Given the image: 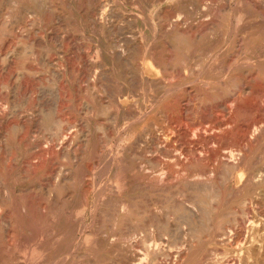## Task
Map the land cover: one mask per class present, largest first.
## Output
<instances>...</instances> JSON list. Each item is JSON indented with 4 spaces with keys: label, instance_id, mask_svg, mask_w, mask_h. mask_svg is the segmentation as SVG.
Here are the masks:
<instances>
[{
    "label": "rangeland",
    "instance_id": "374dc122",
    "mask_svg": "<svg viewBox=\"0 0 264 264\" xmlns=\"http://www.w3.org/2000/svg\"><path fill=\"white\" fill-rule=\"evenodd\" d=\"M104 1V7L102 8L103 10L105 9L104 19L102 23L103 25L101 26V24H98L94 21V15H97L96 17L100 15L99 11L98 13H96L94 0H0V53L1 51L2 53L5 51H10V48L11 50H21L22 53V57L11 54L12 57L10 56L9 60L7 61H3L2 58H0V94L2 95H0V118L2 116H5L7 118L5 120L0 119V205L2 204V206H0V250H2L0 251V264H23V257H21V255L23 256L22 253L25 249V242H27L26 244H29V264H53L54 262V264H170V262L172 264V261L173 264H179L180 262L184 263V261H187L185 259V256H187L186 254H188L189 250L182 244L187 241V238L189 236L188 232L193 225L192 221H196L197 219V216H195V219L194 215L190 216V213H199L202 208L201 204L195 200L194 195L196 193L191 189L195 188L198 190L199 188L210 187L220 189L223 193H225L224 191H226V193L231 192V194H229L230 196L228 195L225 200H220L218 204H215L217 207V214L223 212H239L241 206L238 205V197L244 193L250 195L252 192L249 190L254 191L253 189H255L250 186L251 184H248V188L247 190H245V177H243L244 181L242 180L240 182L236 181V179L234 178L233 180H227L225 178L226 175L224 172V168L219 159L212 158L213 160L211 159L209 161L211 167L209 166V170L205 171L204 162L202 164V161H200L201 156L199 157L198 153H194V156L190 155L189 160L191 158L192 159L190 161H186L183 154H180V152L178 151H171V153L169 154V150H167L165 147H162V144L159 143L163 142V138L169 135L171 129L175 127V124L172 120L177 112H179L182 121H184V123L186 124L188 123V127L191 126L190 130L193 131L192 133L194 135H191L190 137H192V139L195 138L193 140H196L198 138L197 136H195L197 132L198 134L200 132H203L205 136L203 138L206 139L201 140L202 138H198L199 143H197L199 147L206 149L211 147V142L213 141L210 138L211 135L218 133V131L216 130L211 131L208 129L209 123L217 125L215 124V122L217 123L220 120H227V122H231V125L229 122V126H227H231V128L233 129L250 128V132L249 134H247V137L253 135L252 130L256 125L255 123H264V2H262V4L260 2V4L258 5L259 0L258 2L257 0H242L241 2L240 0V5L238 6L237 0H179L166 1L160 3V5H158V0ZM9 2L11 3L9 4ZM229 3L231 5V9L228 10ZM241 5L244 6L245 10H240ZM105 6L108 7L105 8ZM48 7L50 10L48 9ZM7 12H9L10 14ZM89 13L96 14L90 15ZM158 13L160 14V16ZM178 13L180 14L178 15ZM19 15L20 20H18ZM217 15L219 16V18ZM254 16L255 18H253ZM227 20H229L228 22L232 24L226 22ZM243 20L245 21L243 22ZM115 25H118L117 27L120 28L118 29ZM153 25L156 29L154 27L152 28ZM261 27L262 29L260 30ZM211 28L214 29L211 30ZM255 28L258 30H256ZM200 30L202 31V34ZM249 30L251 32L247 34ZM191 31L192 33H195L192 34ZM228 31H230V33ZM57 32H59V34ZM225 32H227L228 34ZM243 33H245L246 35ZM253 34L254 36L256 34V38L251 37L253 36ZM258 34L260 36H258ZM127 35L129 36V38ZM123 40H125V42ZM36 41L38 44L36 43ZM179 41L181 43L184 42V45L188 47L189 57L184 58L182 56L181 43ZM140 44H142V46ZM146 46L148 47L146 48ZM23 47L25 49H23ZM22 50L24 51L22 52ZM96 50L102 51V55L99 57L98 61H94L96 59ZM211 51H216V54L209 57L204 55ZM138 52H140V54ZM82 53H84L85 56ZM115 53L118 54L116 55ZM143 53L145 54V56ZM33 54H35L36 56L33 57ZM44 58L49 59L55 64L57 63L56 66L63 68L64 76L62 75L58 80H56L51 73L52 70L43 65ZM246 58L249 60V62L248 60H246ZM86 60H88L89 63ZM244 60H246L247 65H245L246 63L244 62ZM18 61L20 64L18 63ZM235 64H238V66L240 67H235ZM68 67L70 69H68ZM18 71H21V73L23 74L21 75V78L23 76L24 79L20 78L19 80L15 78L16 74L14 73ZM80 71H82V73ZM141 72L143 73V75H140L142 74ZM84 74H86L87 76H84ZM37 77L39 79H37ZM221 79L222 81H220ZM95 80H98V82H96ZM195 80L198 81L191 83V81L193 82ZM11 85L13 86V88H10L12 87ZM53 85H55L58 89V101L59 99L60 102L64 100V103H58L61 104V107H67L68 109L67 112L61 111L60 113L56 114L58 116L60 115V117H65L64 119H70V122L74 123L75 126L77 125L76 127L78 128L83 127V125H87L90 130L89 146L87 149H84V151L79 149V144L74 136V130L68 132L66 134L67 139L65 138L63 140L64 143H70L71 148L74 149L79 157L76 165L71 166L77 178L73 183V195L69 203H67L66 205V209L69 211V215L67 213H63V215H61L60 218L57 219L51 212V203L46 200V194H44L43 191L40 192L38 190L39 188H44L43 190H45L46 188H51V179L52 184L54 182L53 167H55L54 163L56 158H60L61 163L64 164L68 163L71 160L70 158L63 157V153H60L62 152V149L55 145V142L52 138L53 130L51 129L52 127H50L52 125L46 121V118H48L47 114H49V99L51 98L49 97L50 95L47 94L49 93ZM178 86H180L181 88ZM40 87L43 88V90H39ZM36 90H39L40 92H37ZM66 90L69 91V93ZM3 92L5 93V95H3ZM189 92L192 93V95H190ZM164 93H166V95ZM67 94L68 99L66 96ZM11 95L12 97H10ZM41 95L42 97L40 98ZM61 95H64V98ZM161 95L163 96V98ZM119 96H121V99ZM35 98L37 101H39L40 105L38 104V102H36ZM157 99L158 101L156 102ZM15 100L17 103L14 102ZM24 100L29 101V106L27 105L28 102H25ZM65 102L69 103H66L65 105ZM228 103L230 104L228 105ZM32 104L35 107L32 106ZM84 104L88 106V111H86V106ZM5 106L7 110H12H8V112H5ZM39 106H41L40 108H42L41 112L39 111V108L37 109V107ZM214 106L215 108H213ZM218 106L220 108H218ZM120 107L124 109V112L121 110L120 112L117 111V109H119ZM25 109H29L30 111ZM45 109H47L48 112H46L47 110ZM233 109L236 111L234 112ZM66 114H68V116ZM39 115L40 118L38 117ZM139 116L141 118L143 116L144 117L141 119L139 118ZM25 117H28L29 119L27 118L26 121ZM252 117L254 120H252ZM79 120L80 122L78 123ZM22 121H24L25 123H22ZM34 121L37 122L35 123ZM81 122H83L82 126L80 125ZM189 122H191L190 126ZM204 122L206 124H203ZM99 125L102 126V129L99 128ZM115 125L117 126L113 129V126ZM239 125H241L242 127ZM43 128L46 132L43 130ZM199 128H201L202 130H199ZM34 129H36V132L34 131ZM49 129L52 131H49ZM116 131H119V133H116ZM30 133L33 135H31ZM159 133H161V135ZM226 137L227 135H224L223 138L225 139H223L220 144L223 143L225 144V146L226 144H228L230 138L229 136L227 138ZM121 140L122 142H120ZM225 140H227L226 143ZM109 141L112 142L113 148H115L113 150L118 152V157L115 164H113L111 167H105V165L103 166L102 164L98 163V156H100V151L104 150L103 148L108 145L107 143ZM54 145L57 148H55ZM175 145H178V143L176 142ZM43 148L44 150H42ZM58 148L61 149V151ZM122 148H125L124 154L122 152ZM132 152L133 154H131ZM93 153H95L94 156ZM173 154H177L178 157L176 155L174 156ZM167 156L169 159L167 158ZM2 157L4 158L2 159ZM39 157H41L43 160H41V158ZM182 158H184L185 161ZM51 159H53V161ZM169 160L172 162H170ZM50 161L54 163L52 164V162ZM167 161L170 163H168L169 165L167 164ZM196 161L199 162L197 163ZM190 163H192V165ZM97 164L98 168L100 167L98 171L96 170ZM139 164L143 166H140ZM68 165H70V163ZM168 166H170L171 168L172 166L174 168H177H175L174 170V168L171 169ZM196 167H198V169H195ZM47 168L49 169L47 170ZM134 168H136V170H134ZM243 170L244 167L241 169V171L239 170L240 172L238 173H242ZM50 171L53 172L51 173L52 175L50 174ZM81 171L83 172V174L85 172L86 178L83 177L85 180H83L82 178L80 180V177H82ZM90 171L94 172L95 179L98 180L99 177V180L102 179L101 183L106 184L107 189L104 188L105 191L102 189L103 192L102 190H100L97 194H93L91 185L90 183H88L89 178L91 180V176H93ZM220 171L222 174L220 173ZM118 172L121 175H119ZM246 173L247 172L243 171V176L246 175ZM115 178H119V180L117 179L119 183ZM43 179H48V182L43 181ZM120 180L124 182V184ZM45 182L49 185V187ZM114 183L116 184L114 185ZM198 183L199 185H197ZM221 184H223L222 187ZM110 185L113 187H111ZM204 185L208 186L204 187ZM114 186L117 190H114ZM121 186L122 190L120 189ZM190 186L195 187L189 188ZM242 186L243 188L240 189ZM167 187L169 189L163 191V188ZM210 188H208V190ZM256 189L258 190V192L260 191V203L253 205L254 200H251L252 203H250V201L248 200L249 203L247 202L245 206L246 212H251L250 214H248L252 217H250V219L256 221L255 225L257 227L255 226L253 231L252 229H249V231H247L245 227L247 228L246 225L248 224V222L245 223L242 219V221H239L241 216H238L239 220H237L239 224H237L235 228L232 222L223 223L224 229L228 227L226 228V230L227 235H229L230 237L235 231H239L241 229L243 230L242 234L240 235V241L237 244H234L232 241H230V245L223 244L222 246L220 243L213 244L211 238L214 234V231H216V229L214 228V230H210L208 234L205 231L203 234V240L200 243L195 242L192 249H197L196 251L201 253L208 249H212V247H215L217 250L216 252L219 253L217 257H219L218 261L220 262L218 264H230L232 262V264H264V254L261 253L264 247V226L262 225V221L264 222V183L256 187ZM256 189L255 191H257ZM238 190L239 192L237 193ZM5 192H7V195H4L6 194ZM190 194L192 195L190 196ZM167 196L170 198V200H168ZM2 197H5V200L8 201V204L4 205L2 203ZM85 197L86 203L84 202ZM97 199L99 200L97 201ZM163 200H167L170 204L172 202L178 204L183 203L186 210L188 211L184 215L174 214L170 210H167L168 208L166 209V203H164ZM186 205H188V207ZM189 206L193 208H190ZM254 206L257 207L254 208ZM251 208L252 211H250ZM254 209L257 212H255ZM77 212L78 214L75 216ZM128 214H132L131 221H126V224L125 222L123 224V219ZM137 216L141 217V219L143 220L142 223L146 222L147 220L153 222L152 224H147L145 227L141 228L140 225L137 224ZM33 218H36V220H34ZM99 221L101 223H99ZM44 223H46V225ZM127 224H130V226L132 227H128ZM161 225H163L165 228L162 233L159 231V226ZM43 226H45L46 228H43ZM186 227H188L189 229ZM82 228L86 229L85 237L87 236V240L90 239V241L88 240V243H86L89 248L84 250L77 247L82 239H85L83 238L84 234L80 232ZM40 229H43V233ZM128 230L131 233L128 232ZM259 230L262 231L259 232ZM36 231L37 234L41 232L42 234L39 233L41 234V236L39 234L36 235ZM44 232L46 235H44ZM252 233L255 237L254 240L252 238ZM257 233H260V235ZM246 234L251 235V237ZM157 235L160 237H158ZM78 236L80 237L79 239ZM246 236L248 237V240L246 239ZM56 237L57 239H55ZM122 238L125 239L122 240ZM181 238L185 240L183 241ZM31 239H33V241ZM40 239L44 240L42 241ZM9 240L12 242H10ZM14 240L15 242L17 241V243H15ZM138 240H140V242ZM92 241L94 244L92 243ZM29 242L32 244H30ZM37 242L39 243L35 244ZM162 242L165 244V246L163 244V247H166L164 248V250L168 253V256L160 255L164 261L160 256L151 261L150 257L147 256L146 252L144 251L147 250L148 245H153L154 243L162 244ZM143 243H145L146 245ZM39 244L42 247L44 246L43 250H41L42 248L35 247L39 246ZM66 245H68L69 247ZM227 245L230 247H228ZM5 246H7V249H9V251L3 250ZM178 246H181L183 251L181 248H179L180 252L177 251L176 249H178ZM253 246L255 248H253ZM32 247L35 248V254L38 255L37 257L40 261L36 258V255L32 253ZM168 247L170 249L169 251L167 250ZM20 248L23 249V251H21L22 253L18 252L21 250ZM72 248L75 252L72 250ZM40 250L43 254H41ZM185 250L186 252H188L186 253ZM174 251H177V253H175ZM225 251H228L225 255V258L224 256L223 258H220V256H222ZM255 251L259 252L255 253ZM184 252L185 254H183ZM252 252L257 255H254ZM177 254L179 256H177ZM252 254L254 255V257ZM42 255L43 258L40 259ZM181 255L183 256L181 257ZM32 256H34V258L36 259H34V262L36 263H34L31 259ZM58 258L61 259L57 260ZM241 260L243 262H241ZM253 261L255 262L253 263ZM212 264H214V262Z\"/></svg>",
    "mask_w": 264,
    "mask_h": 264
},
{
    "label": "bare ground",
    "instance_id": "6f19581e",
    "mask_svg": "<svg viewBox=\"0 0 264 264\" xmlns=\"http://www.w3.org/2000/svg\"><path fill=\"white\" fill-rule=\"evenodd\" d=\"M35 1V0H34ZM86 1V0H85ZM88 1V0H87ZM166 1H179V0H158V5H160V3H163V2H166ZM182 1V0H181ZM220 1V0H219ZM25 2V1H24ZM49 2V1H48ZM94 2H95V10H96V13H98V11H99V13H100V15L98 16V17H96L95 15H94V21L96 22V23H98V24H101V26L103 25L102 23H103V19H104V10L102 9L103 7H104V3H105V1L104 0H94ZM93 2V3H94ZM115 2V1H114ZM217 2V1H216ZM241 2H242V0H241ZM253 2V1H252ZM257 2H258V0H257ZM260 2H261V4H262V2H264V0H259V2H258V5L260 4ZM5 3V2H4ZM11 2H9V4H10ZM50 3V2H49ZM88 3V2H87ZM194 3V2H193ZM218 3V2H217ZM235 3V2H234ZM14 4H15V2H14ZM13 4V5H14ZM38 4V3H37ZM62 4V3H61ZM89 4V3H88ZM109 4H110V2H109ZM112 4V3H111ZM157 4V3H156ZM5 5H7V4H5ZM4 5V6H5ZM51 5V4H50ZM52 5H54V4H52ZM237 5L239 6L240 5V0H237ZM264 5V4H263ZM15 6H16V4H15ZM38 6V5H37ZM47 6V5H46ZM205 6H206V4H205ZM53 7V6H52ZM106 7H108V6H105V8ZM10 8H12V7H10ZM110 8H112V7H110ZM48 9H49V7H48ZM71 9V8H70ZM83 9V8H82ZM87 9V8H86ZM102 9V10H101ZM220 9H221V7H220ZM229 9H231V5H230V3H229V8H228V10ZM245 10V8H244V6H240V10ZM259 9V8H258ZM5 10V9H4ZM50 10V9H49ZM59 10V9H58ZM195 10V9H194ZM12 11H14V10H12ZM9 12H10V10H9ZM9 12H7V13H9ZM241 12V11H240ZM6 13V14H7ZM61 13V12H60ZM96 13H92V14H96ZM244 13V12H243ZM10 14V13H9ZM12 14V13H11ZM50 14V13H49ZM90 15H92L91 13H89ZM154 14V13H153ZM159 14V13H158ZM180 13H178V15H179ZM248 14V13H247ZM8 15V14H7ZM18 15V14H17ZM111 15H112V13H111ZM115 15H116V13H115ZM133 15V14H132ZM149 15H150V13H149ZM162 15V14H161ZM172 15V14H171ZM176 15V14H175ZM195 15V14H194ZM238 15V14H237ZM256 15V14H255ZM264 15V14H263ZM9 16V15H8ZM49 16V15H48ZM51 16V15H50ZM54 16V15H53ZM119 16V15H118ZM159 16H160V14H159ZM184 16V15H183ZM218 16V15H217ZM248 16V15H247ZM27 17V16H26ZM59 17V16H58ZM63 17V16H62ZM136 17H137V14H136ZM139 17V16H138ZM194 17V16H193ZM239 17V16H238ZM116 18H118V17H116ZM141 18V17H140ZM218 18H219V16H218ZM253 18H255V16L253 17ZM9 19V18H8ZM112 19V18H111ZM152 19V18H151ZM231 19V18H230ZM17 20V19H16ZM18 20H20V15H19V19ZM143 20V19H142ZM150 20V19H149ZM223 20V19H222ZM249 20V19H248ZM254 20V19H253ZM264 20V19H263ZM2 21V20H1ZM108 21V20H107ZM144 21V20H143ZM229 20H227L226 22H228ZM245 20H243V22H244ZM247 21V20H246ZM24 22V21H23ZM61 22V21H60ZM116 22H117V19H116ZM122 22V21H121ZM152 22V21H151ZM217 22V21H216ZM233 22V21H232ZM243 22H242V24H243ZM1 23V22H0ZM3 23V22H2ZM4 23H5V21H4ZM183 23V22H182ZM181 23V24H182ZM224 23V22H223ZM229 23V22H228ZM7 24V23H6ZM34 24V23H33ZM153 24V23H152ZM219 24H220V22H219ZM229 24H232V23H229ZM228 24V25H229ZM113 25V24H112ZM119 25V24H118ZM117 25V26H118ZM121 25V24H120ZM250 25V24H249ZM1 26V25H0ZM3 26V25H2ZM19 26V25H18ZM33 26V25H32ZM116 26V25H115ZM116 26V27H117ZM208 26H210V25H208ZM238 26H239V24H238ZM240 26H241V24H240ZM146 27V26H145ZM154 27V25L152 26V28ZM90 28V27H89ZM118 29L120 28V27H117ZM123 28V27H122ZM155 28V27H154ZM222 28V27H221ZM220 28V29H221ZM254 28V27H253ZM252 28V29H253ZM14 29H16V28H14ZM112 29V28H111ZM156 29V28H155ZM173 29V28H172ZM191 29V28H190ZM193 29V28H192ZM196 29H197V27H196ZM206 29V28H205ZM214 28H211V30H213ZM234 29V28H233ZM245 29V28H244ZM251 29V28H250ZM256 29V28H255ZM262 29V27L260 28V30ZM116 30V29H115ZM114 30V31H115ZM121 30V29H120ZM199 30V29H198ZM202 30V29H201ZM200 30V31H201ZM256 30H258V29H256ZM260 30H259V33H260ZM1 31V30H0ZM5 31V30H4ZM13 31V30H12ZM118 31V30H117ZM130 31V30H129ZM193 31V30H192ZM192 31H191V33H192ZM204 31V30H203ZM231 31V30H230ZM230 31H228L229 33H230ZM235 31V30H234ZM245 31H247V30H245ZM264 31V30H263ZM14 32V31H13ZM94 32V31H93ZM96 32V31H95ZM184 32V31H183ZM199 32V31H198ZM249 32H251L250 30L247 32V34L249 33ZM7 33V32H6ZM53 33V32H52ZM58 34H59V32H57ZM56 33V34H57ZM101 33V32H100ZM153 33H154V31H153ZM182 33V32H181ZM195 33V32H194ZM194 33H192V34H194ZM225 33H227V32H225ZM258 33V32H257ZM118 34V33H117ZM191 34V35H192ZM200 34V33H199ZM201 34H202V31H201ZM221 34V33H220ZM228 34V33H227ZM243 34H245V33H243ZM132 35V34H131ZM134 35V34H133ZM154 35H155V33H154ZM187 35V34H186ZM230 35V34H229ZM246 35V34H245ZM244 35V36H245ZM27 36V35H26ZM54 36V35H53ZM52 36V37H53ZM128 36V35H127ZM141 36V35H140ZM152 36H153V34H152ZM213 36V35H212ZM258 36H260L259 34H258ZM118 37V36H117ZM193 37H194V35H193ZM240 37V36H239ZM251 37H255L256 38V34H255V36H254V34H253V36H251ZM57 38V37H56ZM128 38H129V36H128ZM145 38V37H144ZM246 38V37H245ZM255 38H253V39H255ZM10 39V38H9ZM58 39V38H57ZM249 39V38H248ZM252 39V40H253ZM36 40V39H35ZM39 40V39H38ZM122 40V39H121ZM127 40V39H126ZM29 41V40H28ZM53 41V40H52ZM56 41H59V40H56ZM124 42H125V40H123ZM229 41V40H228ZM54 42H55V40H54ZM130 42V41H129ZM180 42V41H179ZM240 42V41H239ZM25 43V42H24ZM36 43H37V41H36ZM118 43V42H117ZM181 43V42H180ZM222 43V42H221ZM225 43V42H224ZM251 43V42H250ZM17 44V43H16ZM16 44H15V46H16ZM38 44V43H37ZM36 44V45H37ZM60 44V43H59ZM58 44V45H59ZM122 44V43H121ZM131 44V43H130ZM138 44V43H137ZM168 44V43H167ZM216 44V43H215ZM242 44V43H241ZM21 45V44H20ZM43 45V44H42ZM141 46H142V44H140ZM150 45V44H149ZM251 45V44H250ZM82 46V45H81ZM124 46V45H123ZM227 46V45H226ZM242 46V45H241ZM261 46V45H260ZM7 47V46H6ZM12 47V46H11ZM85 47V46H84ZM93 47V46H92ZM132 47V46H131ZM148 46H146V48H147ZM219 47V46H218ZM224 47V46H223ZM222 47V48H223ZM13 48V47H12ZM121 48V47H120ZM253 48V47H252ZM23 49H25L24 47H23ZM82 49V48H81ZM84 49V48H83ZM136 49V48H135ZM168 49H170V48H168ZM219 49V48H218ZM89 50V49H88ZM92 50V49H91ZM95 50V49H94ZM132 50H133V48H132ZM222 50H224V49H222ZM247 50V49H246ZM24 50H22V52H23ZM82 51V50H81ZM125 51V50H124ZM137 51V50H136ZM170 51H172V50H170ZM240 51V50H239ZM95 52V51H94ZM94 52H93V54H94ZM118 52H119V50H118ZM28 53V52H27ZM123 53H126V52H123ZM139 54H140V52H138ZM181 53H182V56L185 58H187V57H189V55H188V47L187 46H185L184 45V42H182L181 43ZM206 53V52H205ZM11 54H15V55H17V56H21V50H11V48H10V51H5V52H3L2 53V51H1V53H0V58H2V60L3 61H7V60H9V58H10V56H11ZM25 54V53H24ZM70 54V53H69ZM78 54V53H77ZM82 54H84V53H82ZM95 54H96V59L94 60V61H98V59H99V57L102 55V51L101 50H96V52H95ZM116 55L118 54V53H115ZM144 54V53H143ZM151 54V53H150ZM216 54V51L215 52H208V53H206V54H204L205 56H214ZM242 55V54H241ZM253 55V54H252ZM34 56H36L35 54H33V57ZM84 56H85V54H84ZM144 56H145V54H144ZM171 56H172V54H171ZM12 57V56H11ZM22 57V56H21ZM32 57V56H31ZM39 57V56H38ZM233 57V56H232ZM40 58V57H39ZM47 58V57H46ZM46 58H44L43 59V65H45L46 67H48V68H50L52 71H51V73L53 74V76H54V78L56 79V80H58L63 74H64V69L63 68H61V67H58V66H56V64L55 63H53L52 61H50L49 59H46ZM86 58V57H85ZM263 58V57H262ZM13 59V58H12ZM15 59V58H14ZM31 59V58H30ZM207 59V58H206ZM19 60V59H18ZM32 60V59H31ZM39 60V59H38ZM37 60V61H38ZM208 60V59H207ZM246 60H248L247 58H246ZM246 60H244V62L246 63L245 65H247V62H246ZM263 60V59H262ZM57 61V60H56ZM87 62H88V60H86ZM92 61V60H91ZM144 61V60H143ZM148 61V60H147ZM169 61V60H168ZM229 61V60H228ZM234 61V60H233ZM251 61V60H250ZM55 62V61H54ZM132 62V61H131ZM208 62V61H207ZM248 62H249V60H248ZM18 63H19V61H18ZM41 63V62H40ZM89 63V62H88ZM88 63H87V65H88ZM4 64V63H3ZM20 64V63H19ZM59 64V63H58ZM68 64V63H67ZM70 64V63H69ZM140 64V63H139ZM239 64V63H238ZM238 64L236 65L235 64V67H240V66H238ZM249 64V63H248ZM254 64V63H253ZM24 65V64H23ZM35 65V64H34ZM42 65V66H43ZM98 65V64H97ZM59 66H61V65H59ZM71 66V65H70ZM234 66V65H233ZM244 66V65H243ZM85 67H87V66H85ZM154 67V66H153ZM242 67V66H241ZM23 68V67H22ZM98 68V67H97ZM205 68H207V67H205ZM232 68H234V67H232ZM18 69V68H17ZM20 69V68H19ZM26 69V68H25ZM68 69H70L69 67H68ZM95 69V68H94ZM16 70V69H15ZM33 70V69H32ZM79 70V69H78ZM87 70V69H86ZM96 70V69H95ZM145 70V69H144ZM143 70V71H144ZM151 70V69H150ZM189 70V69H188ZM218 70V69H217ZM77 71V70H76ZM99 71V70H98ZM179 71V70H178ZM229 71V70H228ZM25 72V71H24ZM81 73H82V71H80ZM103 72V71H102ZM105 72V71H104ZM181 72V71H180ZM179 72V73H180ZM85 73V72H84ZM98 73V72H97ZM140 73V72H139ZM142 73V72H141ZM178 73V74H179ZM14 74H16V76H15V78H17V79H19L20 80V78H21V75H23L22 73H21V71H18V72H16V73H14ZM24 74H26V73H24ZM68 74V73H67ZM79 74V73H78ZM189 74V73H188ZM227 74V73H226ZM42 75V74H41ZM86 74H84V76H85ZM140 75H143V73L142 74H140ZM176 75V74H175ZM218 75V74H217ZM26 76V75H25ZM36 76V75H35ZM39 76V75H38ZM64 76V75H63ZM87 76V75H86ZM89 76V75H88ZM92 76V75H91ZM96 76V75H95ZM99 76V75H98ZM103 76V75H102ZM108 76V75H107ZM156 76V75H155ZM174 76V75H173ZM172 76V77H173ZM200 76V75H199ZM198 76V77H199ZM77 77V76H76ZM197 77V78H198ZM22 78H23V76H22ZM21 78V79H22ZM33 78V77H32ZM64 78V77H63ZM80 78V77H79ZM103 78V77H102ZM135 78V77H134ZM152 78V77H151ZM196 78V79H197ZM13 79V78H12ZM24 79V78H23ZM31 79V78H30ZM37 79H39L38 77H37ZM50 79V78H49ZM86 79V78H85ZM85 79H84V82H85ZM91 79H93V78H91ZM97 79V78H96ZM163 79V78H162ZM223 79V78H222ZM222 79L220 80V81H222ZM33 80H35V79H33ZM41 80V79H40ZM53 80V79H52ZM87 80V79H86ZM164 80V79H163ZM16 81V80H15ZM62 81V80H61ZM64 81V80H63ZM96 81V80H95ZM130 81V80H129ZM149 81H150V79H149ZM198 81V80H197ZM196 80L195 81H191V83H194V82H197ZM219 81V80H218ZM39 82V81H38ZM57 82V81H56ZM81 82V81H80ZM91 82V81H90ZM96 82H98V80L96 81ZM204 82V81H203ZM205 82H207V81H205ZM15 83V82H14ZM19 83V82H18ZM11 84V83H10ZM17 84V83H16ZM84 84V83H83ZM85 84H87V83H85ZM138 84H140V83H138ZM217 84V83H216ZM76 85V84H75ZM137 85V84H136ZM245 85V84H244ZM5 86V85H4ZM12 86V85H11ZM15 86V85H14ZM38 86H39V84H38ZM66 86H67V84H66ZM86 86V85H85ZM99 86V85H98ZM159 86V85H158ZM164 86V85H163ZM184 86V85H183ZM222 86V85H221ZM224 86V85H223ZM178 87H180V86H178ZM236 87V86H235ZM10 88H13V86L12 87H10ZM38 88V87H37ZM36 88V89H37ZM181 88V87H180ZM190 88V87H189ZM243 88V87H242ZM241 88V89H242ZM1 89V88H0ZM66 89V88H65ZM77 89V88H76ZM75 89V90H76ZM166 89V88H165ZM188 89V88H187ZM246 89V88H245ZM16 90V89H15ZM39 90H43V88H41L40 87V89ZM39 90H36L37 92L39 91ZM190 90V89H189ZM67 91V90H66ZM173 91V90H172ZM12 92V91H11ZM40 92V91H39ZM68 93H69V91H67ZM86 92V91H85ZM165 92V91H164ZM232 92V91H231ZM261 92V91H260ZM4 93V92H3ZM16 93V92H15ZM44 93V92H43ZM166 93H169V92H166ZM166 93H164L165 95H166ZM190 93V92H189ZM257 93V92H256ZM42 94V93H41ZM45 94V93H44ZM43 94V95H44ZM63 94V93H62ZM86 94V93H85ZM142 94V93H141ZM161 94V93H160ZM260 94V93H259ZM258 94V95H259ZM1 95V94H0ZM3 95H5V93L3 94ZM27 95V94H26ZM47 95H50L49 97H51L49 100H50V102H49V106H48V110H49V114H47L48 115V118H46V121L48 122V123H50L52 126H50V127H52L51 129L53 130H50L49 129V131H52V138H53V140H54V142H55V145L57 146V147H59V148H61L62 149V152H60V153H63V157H67V158H70L71 160L68 162V163H66V164H64V163H61V161H60V158H56V160H55V163L54 162H52L53 161V159H51L52 161H50V162H52V164L54 163L55 164V167H53L54 168V174H53V179H54V182H53V184H52V179H51V188L49 189V188H46L45 190H43V189H41V188H39L38 190L41 192V191H43V193L44 194H46L45 196H47L46 197V200L47 201H49L50 203H51V212L54 214V216H55V218L57 219V218H60V216L61 215H63V213H69V211L66 209V205H67V203H69V201H70V199H71V197H72V195H73V183L76 181V175L74 174V172H73V170H72V167L71 166H75L76 165V163L78 162V154L74 151V149H72L71 148V145H70V143H64V139L66 138V134L68 133V132H70V131H73L74 132V136H75V138H76V140H77V142H78V144H79V149H81V150H83L84 151V149H87L88 148V146H89V134H90V130H89V127L87 126V125H83V127H80V128H78V127H76L75 126V124L74 123H72V122H70V119H68L67 120V118L66 119H64L65 117H60V115L58 116L56 113H60L61 111H63V112H67L68 111V109H67V107H61L60 105L62 104V103H64L63 101H61L60 102V99H59V101H58V89L56 88V86L55 85H53L52 87H51V89H50V91H49V93L47 94ZM60 95V94H59ZM190 95H192V93H190ZM195 95V94H194ZM233 95V94H232ZM261 95V94H260ZM2 96V95H1ZM7 96H8V94H7ZM38 96V95H37ZM62 97L64 96V95H61ZM67 96V99H68V94L66 95ZM80 96V95H79ZM102 96V95H101ZM162 96V95H161ZM196 96V95H195ZM10 97H12V95L10 96ZM10 97H9V99H10ZM20 97V96H19ZM27 97V96H26ZM30 97H32V96H30ZM39 97V96H38ZM37 97V98H38ZM42 97V95L40 96V98ZM45 97V96H44ZM48 97V98H49ZM120 97V99H121V96H119ZM144 97V96H143ZM64 98V97H63ZM62 98V99H63ZM69 98H70V96H69ZM126 98H127V96H126ZM162 98H163V96H162ZM162 98H159V99H162ZM211 98V97H210ZM254 98V97H253ZM80 99V98H79ZM263 99V98H262ZM35 100H36V98H35ZM47 100V99H46ZM180 100V99H179ZM255 100V99H254ZM258 100H260V99H258ZM9 101V100H8ZM20 101V100H19ZM25 102L27 101V100H24ZM44 101V100H43ZM83 101V100H82ZM158 101V99L156 100V102ZM14 102H16V100L14 101ZM28 102V106H29V101H27ZM30 102H31V100H30ZM36 102H38V104H39V101H37L36 100ZM61 103V104H59V103ZM10 103V102H9ZM17 103V102H16ZM47 103V102H46ZM66 103H69V102H65V105H66ZM135 103V102H134ZM186 103V102H185ZM188 103V102H187ZM199 103V102H198ZM246 103V102H245ZM252 103V102H251ZM259 103H261V102H259ZM21 104V103H20ZM19 104V105H20ZM25 104V103H24ZM34 104H36V103H34ZM80 104H82V103H80ZM137 104V103H136ZM230 103H228V105H229ZM264 104V103H263ZM10 105H12V104H10ZM9 105V106H10ZM18 105V106H19ZM40 105V104H39ZM42 105V104H41ZM85 105V104H84ZM135 105V104H134ZM149 105V104H148ZM17 106V107H18ZM27 106V107H28ZM32 106H34L33 104H32ZM63 106V105H62ZM67 106H68V104H67ZM81 106V105H80ZM86 106V111H88L89 110V108H88V106L87 105H85ZM187 106V105H186ZM251 106V105H250ZM16 107V108H17ZM35 107V106H34ZM41 106H39V107H37V109L39 108V111L41 112V110H42V108H40ZM70 107V106H69ZM84 107V106H83ZM135 107V106H134ZM152 107V106H151ZM182 107V106H181ZM241 107V106H240ZM260 107V106H259ZM262 107V106H261ZM8 108V107H7ZM71 108V107H70ZM81 108V107H80ZM209 108H210V106H209ZM213 108H215V106L213 107ZM212 108V109H213ZM218 108H220L219 106H218ZM238 108H239V106H238ZM1 109V108H0ZM4 109H6V106H5V108ZM84 109V108H83ZM113 109V108H112ZM186 109V108H185ZM241 109V108H240ZM7 110V109H6ZM5 110V112H8V110H12V109H8L7 111ZM17 110V109H16ZM25 110H29V109H25ZM45 110H47V109H45ZM44 110V111H45ZM48 110L46 111V112H48ZM120 110L121 111H123L124 112V109L122 108V107H120L119 109H117V111L118 112H120ZM144 110H145V108H144ZM184 110V109H183ZM189 110V109H188ZM216 110V109H215ZM217 110H219V109H217ZM234 110V109H233ZM233 110H232V112H233ZM3 111V110H2ZM30 111V110H29ZM93 111V110H92ZM110 111V110H109ZM221 111V110H220ZM236 110H234V112H235ZM242 111V110H241ZM247 111V110H246ZM40 112H38V113H40ZM70 112V111H69ZM68 112V113H69ZM126 112H128V111H126ZM190 112V111H189ZM191 112H192V110H191ZM200 112V111H199ZM226 112V111H225ZM224 112V113H225ZM231 112V111H230ZM231 112V113H232ZM245 112V111H244ZM248 112V111H247ZM261 112H263V111H261ZM22 113V112H21ZM34 113V112H33ZM32 113V114H33ZM147 113H148V111H147ZM167 113V112H166ZM184 113V112H183ZM249 113V112H248ZM3 114V113H2ZM9 114V113H8ZM23 114V113H22ZM81 114H83V113H81ZM85 114V113H84ZM146 114V113H145ZM170 114V113H169ZM186 114V113H185ZM209 114V113H208ZM219 114V113H218ZM230 114V113H229ZM4 115V114H3ZM34 115V114H33ZM33 115H32V117H33ZM38 115V114H37ZM46 115V114H45ZM64 115V114H63ZM67 116H68V114H66ZM65 115V116H66ZM70 115V114H69ZM90 115V114H89ZM102 115V114H101ZM124 115V114H123ZM131 115V114H130ZM134 115V114H133ZM187 115V114H186ZM192 115V114H191ZM224 115H226V114H224ZM247 115V114H246ZM1 116V115H0ZM19 116H22V115H19ZM18 116V117H19ZM66 116V117H67ZM111 116V115H110ZM113 116V115H112ZM126 116H128V115H126ZM37 117V116H36ZM39 118H40V115L38 116ZM91 117V116H90ZM124 117V116H123ZM131 117V116H130ZM137 117V116H136ZM135 117V118H136ZM144 117V116H143ZM142 117V118H143ZM183 117V116H182ZM184 117H186V116H184ZM219 117H221V116H219ZM11 118V117H10ZM26 118V117H25ZM28 118V117H27ZM27 118L25 119L26 121H27ZM38 118V119H39ZM43 118V117H42ZM128 118V117H127ZM139 118H141L140 116H139ZM141 118V119H142ZM205 118V117H204ZM238 118V117H237ZM257 118V117H256ZM1 120H5V119H7L5 116H2L1 118H0ZM12 119V118H11ZM29 119V118H28ZM33 119V118H32ZM186 119V118H185ZM184 119V120H185ZM196 119V118H195ZM202 119V118H201ZM206 119V118H205ZM214 119V118H213ZM34 120H35V118H34ZM73 120V119H72ZM108 120V119H107ZM252 120H254L253 119V117H252ZM261 120V119H260ZM263 120V119H262ZM13 121V120H12ZM14 121H15V119H14ZM39 121V120H38ZM126 121V120H125ZM135 121H139V120H135ZM173 123L175 124V127H173L172 129H171V131H170V133H169V135H167V136H165L164 138H163V142H161V143H159V144H162V147H165L167 150H169V154L171 153V151H178V152H180V154H183V156L185 157V159H186V161L187 160H189V158H190V155H193L194 153H198L199 154V157L201 156V158H200V161H202V164H203V162H204V170L205 171H208L209 170V166H210V160L213 158V159H219L220 160V162L222 163V166H223V168H224V172H225V178L227 179V180H233V178L234 179H236V181H244V179H243V177H245V190H247V188H248V184H251L250 186L252 187V188H255L256 189V187H258L259 185H261L262 183H264V123L262 124V123H255L256 125L254 126V128H253V130H252V136H250V137H247V134H249V129L250 128H246V129H243V128H240V129H233V128H231V126L230 127H228L229 125H228V123L230 122V121H228L227 122V120L225 121V120H220V121H218L217 123L215 122V124H217V125H213V124H211V123H209V125H208V129L209 130H211V131H213V130H216V131H218V133H215V134H213V135H211V139L213 140L212 142H211V147L210 148H201V147H199L198 146V138H202L201 140H205L206 138H203V137H205L204 136V134H203V132H200L199 134H198V132H197V134L195 135V136H197L198 138L196 139V140H193V139H195V138H193L192 139V137H190L191 135L193 136L194 134L192 133L193 131H191L190 129V123L191 122H189V126L190 127H188L187 126V124L186 123H184V121H182V118L180 117V114H179V112H177L176 113V115L173 117ZM188 121V120H187ZM186 121V122H187ZM194 121V120H193ZM196 121H198V120H196ZM203 121V120H202ZM201 121V122H202ZM235 121V120H234ZM233 121V122H234ZM24 121H22V123H23ZM33 122V121H32ZM35 123L37 122V121H34ZM43 122V121H42ZM42 122H40V123H42ZM80 122V120L78 121V123ZM104 122V121H103ZM206 122V121H205ZM203 123V124H206V123ZM245 122V121H244ZM2 123V122H1ZM10 123V122H9ZM14 123V122H13ZM17 123V122H16ZM15 123V124H16ZM25 123V122H24ZM27 123V122H26ZM44 123V122H43ZM82 123L83 122H81L80 123V125L82 126ZM252 123V122H251ZM250 123V124H251ZM12 124V123H11ZM38 124V123H37ZM105 124V123H104ZM116 124H117V122H116ZM128 124V123H127ZM126 124V125H127ZM171 124V123H170ZM7 125V124H6ZM13 125V124H12ZM23 125V124H22ZM21 125V126H22ZM27 125V124H26ZM195 125V124H194ZM197 125V124H196ZM228 125V126H227ZM230 125H231V122H230ZM242 125V124H241ZM241 125H239V126H241ZM34 126V125H33ZM116 126L117 125H115V126H113V129H114V127L116 128ZM248 126V125H247ZM24 127V126H23ZM121 127H123V126H121ZM127 127V126H126ZM226 127H228V128H226ZM242 127V126H241ZM244 127V126H243ZM1 128V127H0ZM27 128V127H26ZM49 128V127H48ZM47 128V129H48ZM99 128H101L102 129V126L101 125H99ZM111 128V127H110ZM198 128V127H197ZM205 128V127H204ZM15 129V128H14ZM123 129V128H122ZM121 129V130H122ZM201 128H199V130H200ZM17 130V129H16ZM25 130H27V129H25ZM43 130H44V128H43ZM116 130H118V129H116ZM120 130V131H121ZM202 130V129H201ZM206 130V129H205ZM14 131V130H13ZM34 131L36 132V129H34ZM45 131V130H44ZM103 131V130H102ZM143 131H144V129H143ZM160 131V130H159ZM32 132V131H31ZM42 132V131H41ZM46 132V131H45ZM48 132V131H47ZM110 132H111V130H110ZM208 132V131H207ZM16 133V132H15ZM28 133V132H27ZM116 133H119V131H116ZM121 133V132H120ZM123 133H124V131H123ZM213 133V132H212ZM26 134V133H25ZM31 134V133H30ZM48 134H50V133H48ZM71 134H73V133H71ZM152 134V133H151ZM160 135H161V133H159ZM211 134V133H210ZM31 135H33V134H31ZM42 135V134H41ZM104 135V134H103ZM125 135H126V133H125ZM154 135V134H153ZM224 135H227V137L229 136V138H230V140H229V142H228V144H226V146H225V144H220V142L223 140V139H225V138H223L224 137ZM27 136V135H26ZM73 136V135H72ZM117 136V135H116ZM120 136V135H119ZM23 137V136H22ZM146 137V136H145ZM226 137V138H227ZM31 138V137H30ZM99 138V137H98ZM114 138V137H113ZM117 138V137H116ZM157 138V137H156ZM156 138H155V140H156ZM161 138V137H160ZM67 139V138H66ZM21 140V139H20ZM45 140V139H44ZM51 140V139H50ZM47 141V140H46ZM52 141V140H51ZM50 141V142H51ZM116 141V140H115ZM113 142H114V140H113ZM120 142H122V140L120 141ZM141 142V141H140ZM178 143V145H175V143ZM198 142V143H197ZM227 142V140H225V143ZM39 143V142H38ZM49 143V142H48ZM52 143V142H51ZM50 143V144H51ZM156 143V142H155ZM205 143V142H204ZM209 143V142H208ZM44 144H46V143H44ZM108 145L106 146V147H104L103 149L104 150H102V151H100L101 152V154H99L100 156H98L99 158H98V163H100V164H102L103 166L105 165V167L106 166H108V167H111L113 164H115L116 163V161H117V157H118V152H116V151H114L113 149H115V148H113V144H112V142H108L107 143ZM122 144V143H121ZM145 144H147V143H145ZM151 144V143H150ZM29 145V144H28ZM37 145H39V144H37ZM36 145V146H37ZM54 145V146H55ZM104 145H105V143H104ZM133 145V144H132ZM203 145H205V144H203ZM42 146V145H41ZM55 146V148H57ZM74 146V145H73ZM161 146V145H160ZM75 147V146H74ZM73 147V148H74ZM42 148V147H41ZM54 148V149H55ZM58 148V149H59ZM34 149V148H33ZM46 149V148H45ZM54 149H53V151H54ZM61 149H59L60 151H61ZM94 149V148H93ZM119 149V148H118ZM117 149V150H118ZM158 149V148H157ZM31 150V149H30ZM42 150H44V148L42 149ZM124 150H125V148H122V152H123V154H124ZM143 150H145V149H143ZM154 150V149H153ZM162 150H163V148H162ZM48 151V150H47ZM57 151V150H56ZM95 151V150H94ZM166 151V150H165ZM49 152H50V150H49ZM99 152V151H98ZM47 153V152H46ZM46 153H45V155H46ZM56 153V152H55ZM54 153V154H55ZM80 153H81V151H80ZM167 153V152H166ZM52 154V153H51ZM94 154L95 153H93V156H94ZM131 154H133V152L131 153ZM13 155V154H12ZM15 155V154H14ZM40 155V154H39ZM42 155V154H41ZM121 155V154H120ZM174 155V154H173ZM176 156H177V154H175ZM174 155V156H175ZM197 155V154H196ZM59 156H61V155H59ZM93 156H92V158H93ZM163 156V155H162ZM194 156V155H193ZM9 157V156H8ZM30 157V156H29ZM36 157V156H35ZM47 157V156H46ZM49 157H50V154H49ZM131 157V156H130ZM142 157V156H141ZM145 157V156H144ZM170 157V156H169ZM178 157V156H177ZM198 157V156H197ZM4 157H2V159H3ZM14 158V157H13ZM39 158H41V157H39ZM54 158H55V156H54ZM62 158V157H61ZM95 158V157H94ZM163 158V157H162ZM167 158H168V156H167ZM10 159H12V158H10ZM156 159V158H155ZM165 159V158H164ZM169 159V158H168ZM183 160H184V158H182ZM192 159V158H191ZM190 159V160H191ZM195 159H196V156H195ZM198 159V158H197ZM212 159V160H213ZM39 160V159H38ZM41 160H43L42 158H41ZM49 160H50V158H49ZM67 160V159H66ZM170 160H171V158H170ZM169 160V161H170ZM179 160H180V158H179ZM189 160V161H190ZM8 161V160H7ZM15 161V160H14ZM29 161V160H28ZM28 161H26V162H28ZM68 161V160H67ZM120 161V160H119ZM153 161V160H152ZM185 161V160H184ZM9 162H11V161H9ZM8 162V163H9ZM25 162V163H26ZM40 162V161H39ZM38 162V163H39ZM160 162V161H159ZM170 162H172V161H170ZM174 162V161H173ZM180 162V161H179ZM197 162V161H196ZM199 162V161H198ZM197 162V163H198ZM13 163V162H12ZM31 163V162H30ZM45 163V162H44ZM70 163V165H68ZM97 163V162H96ZM161 163V162H160ZM166 163V162H165ZM169 162L167 161V164H168ZM176 163V162H175ZM182 163V162H181ZM181 163H180V165H181ZM193 163V162H192ZM192 163H190L191 165H192ZM195 163V162H194ZM215 163V162H214ZM46 164V163H45ZM51 164V165H52ZM118 164V163H117ZM162 164V163H161ZM170 164V163H169ZM168 164V165H169ZM183 164V163H182ZM185 164V163H184ZM201 164V165H202ZM43 165V164H42ZM81 165V164H80ZM101 165V166H102ZM119 165V164H118ZM140 165V164H139ZM148 165V164H147ZM152 165V164H151ZM153 165H154V163H153ZM179 165V164H178ZM177 165V166H178ZM200 165V164H199ZM14 166V165H13ZM26 166V165H25ZM41 166V165H40ZM50 166V165H49ZM95 166V165H94ZM124 166V165H123ZM140 166H143V165H140ZM139 166V167H140ZM171 166V165H170ZM170 166H168V167H170ZM174 166H176V165H174ZM186 166V165H185ZM188 166H189V164H188ZM52 167V166H51ZM120 167H122V166H120ZM119 167V168H120ZM198 167H201V166H198ZM198 167H196L195 169H198ZM211 167V166H210ZM244 167V172H247L246 173V175H244L243 176V171H242V173H238V172H240L241 171V169ZM97 169V171H98V169H100V167L98 168V164H97V167H96ZM159 168V167H158ZM171 168V167H170ZM174 167L172 166V168L171 169H173ZM175 168H177V167H175ZM175 168H174V170H175ZM185 168V167H184ZM187 168V167H186ZM191 168V167H190ZM189 168V169H190ZM194 168V167H193ZM36 169V168H35ZM49 168H47V170H48ZM51 169V168H50ZM121 169H124V168H121ZM120 169V170H121ZM171 169H169V170H171ZM201 169V168H200ZM46 170V171H47ZM90 170H91V168H90ZM109 170V169H108ZM134 170H136V168H134ZM182 170V169H181ZM187 170V169H186ZM203 170V169H202ZM221 170V169H220ZM240 170V171H239ZM7 171V170H6ZM84 171V170H83ZM95 171V170H94ZM122 171V170H121ZM124 171V170H123ZM195 171V170H194ZM33 172V171H32ZM82 172V171H81ZM92 174H93V176H91V180H90V178H89V182L88 183H90V185H91V190L93 191V194H97L100 190H104V188H106V184H102L101 183V180H99L100 178L98 177V180L97 179H95V177H94V172L93 171H90ZM96 172V171H95ZM105 172V171H104ZM120 172V171H119ZM118 172V174L119 175H121L120 173ZM147 172V171H146ZM163 172V171H162ZM161 172V173H162ZM199 172V171H198ZM203 172V171H202ZM237 172V173H236ZM46 173V172H45ZM51 173H53L52 171H50V174ZM98 173V172H97ZM103 173V172H102ZM176 173V172H175ZM207 173V172H206ZM220 173H221V171H220ZM8 174V173H7ZM48 174V173H47ZM101 174V173H100ZM222 174V173H221ZM220 174V175H221ZM236 174V175H235ZM20 175V174H19ZM26 175V174H25ZM29 175V174H28ZM52 175V174H51ZM95 175H96V173H95ZM102 175H104V174H102ZM161 175H163V174H161ZM235 175V176H234ZM23 176V175H22ZM108 176V175H107ZM83 177H85V172H84V174H83V172H82V177H80V180H81V178L83 179V180H85ZM103 177V176H102ZM101 177V178H102ZM117 177V176H116ZM118 177H120V176H118ZM123 177V176H122ZM223 177V176H222ZM24 178V177H23ZM79 178V177H78ZM86 178V177H85ZM212 178V177H211ZM219 178V177H218ZM116 179V178H115ZM118 180H119V178H117ZM116 179V180H117ZM160 179V178H159ZM190 179V178H189ZM40 180V179H39ZM117 180V181H118ZM194 180V179H193ZM196 180V179H195ZM223 180V179H222ZM24 181V180H23ZM43 181H46V182H48V179L46 180H44L43 179ZM78 181V180H77ZM116 181V182H117ZM121 181V180H120ZM38 182V181H37ZM45 182V183H46ZM82 182H84V181H82ZM122 182V181H121ZM160 182H162V181H160ZM167 182V181H166ZM218 182H219V180H218ZM118 183H119V181H118ZM123 184H124V182H122ZM121 183V184H122ZM158 183V182H157ZM181 183V182H180ZM187 183V182H186ZM236 183H238V182H236ZM47 184V183H46ZM46 184H45V186H46ZM113 184V183H112ZM116 183H114V185H115ZM193 184V183H192ZM209 184H210V182H209ZM223 184H224V182H223ZM223 184H221V187H222V185ZM43 185V184H42ZM118 185V184H117ZM116 185V186H117ZM196 185V184H195ZM197 185H199V183L197 184ZM201 185H202V183H201ZM47 186L49 187V185L47 184ZM111 186V185H110ZM157 186V185H156ZM208 186V185H207ZM207 186H205L204 185V187H207ZM111 187H113V186H111ZM111 187H110V189H111ZM177 187H179V186H177ZM188 187V186H187ZM195 187V186H194ZM194 187H189V188H194ZM5 188V187H4ZM117 188H119V187H117ZM208 188H210V187H208ZM208 188H199L198 190L197 189H191V190H193V192H195L196 194L194 195V197H195V200L197 201V202H199L200 204H201V206H202V208H201V210H200V212L198 213H190V216H192V215H194V218H195V216H197V219H196V221L194 220V221H192L193 222V225L191 226V228H190V231L188 232L189 233V236H188V238H187V241H185L184 242V244H182L185 248H187L188 250H189V252H188V254H186L187 256H185V259L187 260V261H184V263L183 262H180L179 264H212L213 262H214V264L215 263H219L220 261H218L219 259V257H217L218 256V254L219 253H217L216 251V248L215 247H212V249H208V250H206V251H204V252H198V251H196L197 249H195V250H193L192 249V247L194 246V243L196 242H201L202 240H203V234H204V232L206 231L207 232V234H208V232L210 231V230H214V228L216 229V231H214V234H213V236H212V238H211V240L213 241V244H218V243H220L222 246H223V244L225 245V244H229L230 245V241H232L234 244H237L239 241H240V235L242 234V229L241 230H239V231H235L234 233H233V235H231V237L229 236V235H227V230H226V228H228V227H226L225 229L223 228V223L224 222H232L233 224H234V228H235V226L237 225V224H239L238 223V216H241L240 217V220L239 221H244L245 223H247L248 222V224L246 225L247 226V228L245 227V229H247V231H249V229H252V231H253V229L255 228V222L256 221H253V220H251L250 219V217L251 216H249L248 214H250V213H248V212H246V210H245V206H246V204H247V202H248V200L250 201V203H252L251 202V200H254V202H253V205L254 204H258V203H260L259 202V199H260V191L258 192V190L257 191H255V189H253L254 191H252V190H249V191H251L252 193L249 195V194H247V193H244V194H242L241 196H239L238 197V205H240L241 207V209H240V211L238 212L237 210V212H223V213H219V214H217V212H216V205L215 204H218L219 202H220V200H225L226 199V197H228V195L229 194H231V192H227L226 193V191H224L225 193H223L220 189H215V188H210L209 190H208ZM243 188V186L240 188V189H242ZM250 188V187H249ZM251 188V189H252ZM107 189V188H106ZM116 189V187L114 186V190ZM121 190H122V186H121V188H120ZM167 189H169L168 187L167 188H163V191L164 190H167ZM182 189V188H181ZM0 190H1V187H0ZM6 190V189H5ZM4 190V191H5ZM8 190H9V188H8ZM103 190H102V192H103ZM117 190V189H116ZM173 190V189H172ZM260 190V189H259ZM105 191V190H104ZM182 191V190H181ZM13 192V191H12ZM101 192V193H102ZM155 192V191H154ZM165 192H167V191H165ZM190 192V191H189ZM239 192V190L237 191V193ZM6 194H4V195H7V192H5ZM16 193H17V191H16ZM34 193V192H33ZM234 193V192H233ZM236 193V194H237ZM1 194V193H0ZM21 194V193H20ZM39 194V193H38ZM111 194V193H110ZM43 195V194H42ZM192 194H190V196H191ZM39 196V195H38ZM168 196H169V194H168ZM167 196V198H168V200H170V198ZM230 196V195H229ZM234 196V195H233ZM249 196V197H248ZM261 196H262V194H261ZM94 197V196H93ZM97 197V196H96ZM100 197H101V195H100ZM232 197V196H231ZM32 198V197H31ZM106 198V197H105ZM137 198V197H136ZM185 198V197H184ZM192 198H193V196H192ZM8 199V198H7ZM20 199V198H19ZM30 199V198H29ZM85 199V203H86V197L84 198ZM165 199V198H164ZM191 199V198H190ZM99 199H97V201H98ZM230 200V199H229ZM1 201H2V203L4 204V205H6V204H8L7 202L8 201H6L5 200V197H2V199H1ZM20 201V200H19ZM24 201V200H23ZM96 201V202H97ZM178 201V200H177ZM183 201H186V200H183ZM236 201V200H235ZM13 202V201H12ZM100 202H101V199H100ZM162 202V201H161ZM163 202L164 203H166L165 204V206H166V209L167 210H170L171 212H173L174 214H178V215H184V214H186L187 213V211L188 210H186V208H185V205L183 204V203H181V204H178V203H168V201L166 200H163ZM194 202V201H193ZM222 202V201H221ZM19 203H21V202H19ZM91 203V202H90ZM89 203V204H90ZM104 203V202H103ZM184 203H186V202H184ZM249 203V202H248ZM45 204V203H44ZM71 204V203H70ZM111 204H112V202H111ZM120 204V203H119ZM162 204V203H161ZM188 204V203H187ZM194 204V203H193ZM38 205V204H37ZM43 205V204H42ZM93 205V204H92ZM260 205H262V204H260ZM259 205V206H260ZM0 206H2V204L0 205ZM45 206V205H44ZM112 206V205H111ZM115 206V205H114ZM113 206V207H114ZM140 206V205H139ZM187 207H188V205H186ZM221 206H222V204H221ZM226 206V205H225ZM264 206V205H263ZM13 207V206H12ZM190 208H193V207H191V206H189ZM249 207V206H248ZM247 207V208H248ZM255 207H257V206H254V208ZM261 207V206H260ZM11 208V207H10ZM17 208V207H16ZM97 208V207H96ZM197 208V207H196ZM222 208V207H221ZM253 208V207H252ZM252 208L250 209V211H252ZM30 209V208H29ZM38 209V208H37ZM36 209V210H37ZM45 209V208H44ZM43 209V210H44ZM49 209H50V207H49ZM84 209V208H83ZM189 209V208H188ZM17 210V209H16ZM92 210V209H91ZM111 210V209H110ZM142 210V209H141ZM140 210V211H141ZM194 210V209H193ZM197 210V209H196ZM229 210V209H228ZM255 210V209H254ZM253 210V211H254ZM39 211V210H38ZM42 211V210H41ZM77 211V210H76ZM79 211V210H78ZM143 211V210H142ZM198 211V210H197ZM221 211V210H220ZM235 211V210H234ZM247 211H249V210H247ZM10 212V211H9ZM87 212V211H86ZM88 212H89V210H88ZM144 212V211H143ZM255 212H257L256 210H255ZM259 212V211H258ZM35 213H36V211H35ZM84 213V212H83ZM98 213V212H97ZM101 213H103V212H101ZM110 213V212H109ZM262 213V212H261ZM78 214V212L75 214V216ZM111 214V213H110ZM256 214V213H255ZM258 214V213H257ZM40 215V214H39ZM69 215V214H68ZM91 215V214H90ZM105 215V214H104ZM107 215V214H106ZM188 215V214H187ZM186 215V216H187ZM28 216V215H27ZM52 216V215H51ZM50 216V217H51ZM79 216V215H78ZM82 216V215H81ZM97 216H98V214H97ZM103 216V215H102ZM131 216H132V214H128V215H126V217L123 219V224H124V222H125V224H126V221H131ZM228 216V217H227ZM249 216V217H248ZM15 217V216H14ZM96 217V216H95ZM108 217V216H107ZM154 217V216H153ZM261 217V216H260ZM5 218H7V217H5ZM82 218V217H81ZM97 218V217H96ZM252 218V217H251ZM257 218V217H256ZM20 219V218H19ZM34 219V218H33ZM40 219V218H39ZM56 219H53V220H56ZM101 219V218H100ZM136 219H137V224L138 225H140V227L142 228V227H145L147 224L149 225V224H152V222L153 221H146V222H144V223H142L143 222V220L141 219V217H139V216H137L136 217ZM145 219V218H144ZM190 219V218H189ZM238 219V220H237ZM242 219V220H241ZM254 219V218H253ZM260 219V218H259ZM34 220H36V218L34 219ZM74 220H75V218H74ZM81 220V219H80ZM107 220V219H106ZM159 220V219H158ZM185 220V219H184ZM262 220V219H261ZM264 220V219H263ZM40 221V220H39ZM82 221V220H81ZM100 221H102V220H100ZM99 221V223H101ZM109 221V220H108ZM96 222V221H95ZM39 223V222H38ZM80 223H82V222H80ZM87 223V222H86ZM159 223V222H158ZM164 223V222H163ZM241 223V222H240ZM45 225H46V223H44ZM55 224V223H54ZM97 224V223H96ZM162 224V223H161ZM232 224V225H233ZM8 225V224H7ZM31 225V224H30ZM38 225V224H37ZM36 225V226H37ZM48 225V224H47ZM86 225V224H85ZM102 225V224H101ZM128 225V224H127ZM126 225V226H127ZM175 225V224H174ZM173 225V226H174ZM242 225V224H241ZM244 225V224H243ZM262 225L264 226V222L262 221ZM3 226V225H2ZM33 226V225H32ZM111 226V225H110ZM125 226V225H124ZM130 226V224L128 225V227ZM154 226V225H153ZM186 226V225H185ZM229 226V225H228ZM240 226V225H239ZM238 226V227H239ZM259 226V225H258ZM260 226H261V223H260ZM4 227V226H3ZM6 227V226H5ZM34 227V226H33ZM39 227V226H38ZM45 226H43V228H44ZM99 227H100V225H99ZM123 227V226H122ZM127 227V228H128ZM130 227H132V226H130ZM233 227V226H232ZM231 227V228H232ZM237 227V228H238ZM244 227V226H243ZM242 227V228H243ZM257 227V226H256ZM30 228H31V226H30ZM46 228V227H45ZM156 228V227H155ZM158 228V227H157ZM186 228H188V227H186ZM230 228V227H229ZM36 229V228H35ZM121 229V228H120ZM131 229V228H130ZM129 229V230H130ZM189 229V228H188ZM5 230V229H4ZM10 230V229H9ZM38 230V229H37ZM40 230H42L41 232L43 233V229H40ZM39 230V231H40ZM123 230H125V229H123ZM128 230V232H130ZM132 230V229H131ZM163 230H165V228H164V226L163 225H161V226H159V231L162 233V231ZM173 230V229H172ZM231 230V229H230ZM238 230V229H237ZM147 231V230H146ZM157 231H158V229H157ZM246 231V230H245ZM260 231H262V230H259V232ZM263 231H264V227H263ZM6 232V231H5ZM4 232V233H5ZM11 232V231H10ZM10 232H9V234H10ZM22 232H24V231H22ZM41 232H39V233H41ZM80 232L82 233V234H84L83 235V238H85L84 240L82 239V241L79 243V245L77 246L79 249H82V250H84V249H87V248H89V246L86 244V243H88V240L90 241V239H88L87 240V236L85 237V232H86V229H84V228H82L81 230H80ZM139 232V231H138ZM143 232V231H142ZM14 233H15V231H14ZM38 233V234H39ZM41 233V234H42ZM78 233V232H77ZM81 233H80V235H81ZM131 233V232H130ZM151 233V232H150ZM184 233H186V232H184ZM251 233V232H250ZM23 234V233H22ZM37 234V231H36V235H38ZM41 234H39L40 236H41ZM116 234H117V232H116ZM228 234H229V232H228ZM257 234H259L260 235V233H257ZM262 234V233H261ZM5 235V234H4ZM44 235H46L45 234V232H44ZM62 235V234H61ZM79 235V236H80ZM161 235V234H160ZM163 235V234H162ZM246 235H249V234H246ZM252 235H253V233H252ZM78 236V239L80 238ZM158 236V235H157ZM184 236H185V234H184ZM258 236V235H257ZM264 236V235H263ZM7 237V236H6ZM48 237V236H47ZM61 237V236H60ZM75 237V236H74ZM73 237V238H74ZM158 237H160V236H158ZM164 237V236H163ZM247 237V236H246ZM249 237H251V235H249ZM259 237V236H258ZM257 237V238H258ZM20 238V237H19ZM36 238H38V237H36ZM35 238V239H36ZM40 238H42V237H40ZM46 238V237H45ZM64 238V237H63ZM157 238V237H156ZM207 238V237H206ZM241 238H242V236H241ZM253 240L255 239V237H254V235H253ZM9 239H11V238H9ZM55 239H57V237L55 238ZM59 239V238H58ZM92 239V238H91ZM114 239V238H113ZM123 239H125V238H122V240ZM129 239V238H128ZM127 239V240H128ZM182 239V238H181ZM247 240H248V237L246 238ZM245 239V240H246ZM250 239V238H249ZM260 239V238H259ZM27 240V239H26ZM32 241H33V239H31ZM40 240H42V239H40ZM44 240V239H43ZM42 240V241H43ZM130 240V239H129ZM145 240V239H144ZM183 240V239H182ZM185 240V239H184ZM183 240V241H184ZM205 240V239H204ZM252 240V241H253ZM10 241V240H9ZM19 241V240H18ZM56 241V240H55ZM58 241V240H57ZM74 241V240H73ZM135 241V240H134ZM139 242H140V240H138ZM146 241V240H145ZM244 241V240H243ZM242 241V242H243ZM262 241H263V239H262ZM10 242H12V241H10ZM14 242H15V240H14ZM25 242V241H24ZM35 242H36V240H35ZM41 242V241H40ZM71 242V241H70ZM77 242V241H76ZM95 242V241H94ZM149 242V241H148ZM156 242H158V241H156ZM249 242V241H248ZM15 243H17V241L15 242ZM20 243V242H19ZM27 242H25L24 243V247H25V249H24V251H23V249H18V250H20V251H18V252H20V253H22L21 251H23V256L21 255V257H23V260H22V262H23V264H29V253H28V245L29 244H26ZM30 243V242H29ZM39 242H37V243H35V244H38ZM57 243V242H56ZM72 243V242H71ZM92 243H93V241H92ZM91 243V244H92ZM130 243V242H129ZM232 243V244H233ZM245 243V242H244ZM10 244V243H9ZM21 244H22V241H21ZM21 244H20V246H21ZM30 244H32V243H30ZM94 244V243H93ZM143 244H145V243H143ZM163 242H162V244L161 243H154L153 245H148L147 246V250L146 251H144V252H146V255L147 256H149L150 257V260L151 261H153V260H155L156 259V257H158V256H160V255H163V256H168V253L164 250V248H166V247H163ZM180 244V243H179ZM241 244V243H240ZM2 245V244H1ZM14 245V244H13ZM68 245H69V242H68ZM68 245H66V246H68ZM109 245V244H108ZM131 245V244H130ZM146 245V244H145ZM172 245V244H171ZM19 246V247H20ZM33 246V245H32ZM122 246V245H121ZM164 246H165V244H164ZM228 246V245H227ZM17 247H18V244H17ZM35 247H38V248H42L41 250H43L44 248V246L42 247L40 244H39V246H35ZM69 247V246H68ZM76 247V248H77ZM93 247H95V246H93ZM142 247V246H141ZM140 247V248H141ZM208 247V246H207ZM228 247H230V246H228ZM260 247V246H259ZM262 247V246H261ZM23 248V247H22ZM33 248V247H32ZM67 248V247H66ZM65 248V249H66ZM75 248V249H76ZM139 248V249H140ZM179 248H181V246L179 247L178 246V249H176L177 251H179ZM253 248H255L254 246H253ZM35 248H33L32 250L34 251H32V253L33 254H35V251L36 250H34ZM138 249V248H137ZM182 249V248H181ZM205 249V248H204ZM258 249V248H257ZM4 251H6V250H8L9 251V249H7V246H5L4 247V249H3ZM11 250V249H10ZM40 250V251H41ZM72 250H73V248H72ZM72 250H71V254H72ZM136 250V249H135ZM168 251L170 250L169 249V247H168V249H167ZM203 250V249H202ZM241 250V249H240ZM0 251H2V250H0ZM39 251V252H40ZM74 251V250H73ZM173 251V250H172ZM177 251H174L175 253H177ZM182 251H183V249H182ZM220 251V250H219ZM251 251V250H250ZM253 251V250H252ZM16 252V251H15ZM75 252V251H74ZM174 252H173V254H174ZM180 252V251H179ZM185 252H186V250H185ZM185 252L183 253V254H185ZM186 252V253H187ZM228 251H225L224 252V254L222 255V256H220V258H223V256H224V258H225V255H226V253H227ZM235 252V251H234ZM244 252V251H243ZM257 252H259V251H255V253H257ZM37 253V252H36ZM69 253H70V251H69ZM253 253V252H252ZM262 254H264V247H263V251L261 252ZM18 254V253H17ZM32 254V255H33ZM41 254H43L42 253V251H41ZM94 254V253H93ZM92 254V255H93ZM238 254V253H237ZM254 254V253H253ZM252 254V255H253ZM14 255V254H13ZM36 255V258L38 259V255L37 254H35ZM68 255V254H67ZM66 255V256H67ZM254 255H257V254H254ZM254 255H253V257H254ZM122 256V255H121ZM140 256H141V254H140ZM173 256V255H172ZM175 256H176V254H175ZM177 256H179L178 254H177ZM183 255H181V257H182ZM233 256V255H232ZM245 256V255H244ZM70 257V256H69ZM161 257V256H160ZM242 257H243V255H242ZM250 257V256H249ZM257 257V256H256ZM261 257V256H260ZM43 258V255L41 256V258L40 259H42ZM62 258V257H61ZM61 258H58L57 260H59V259H61ZM67 258V257H66ZM168 258V257H167ZM177 258V257H176ZM234 258V257H233ZM232 258V259H233ZM248 258V257H247ZM247 258H245V259H247ZM262 258V257H261ZM32 260H33V262H34V256H32V258H31ZM137 259V258H136ZM143 259V258H142ZM145 259H146V257H145ZM161 259L163 260V258L161 257ZM171 259V258H170ZM241 259V258H240ZM258 259V258H257ZM32 260H30V261H32ZM36 260V259H35ZM39 260V259H38ZM174 260V259H173ZM180 260V259H179ZM227 260V259H226ZM236 260V259H235ZM249 260V259H248ZM40 261V260H39ZM54 261V260H53ZM53 261H52V263H53ZM64 261V260H63ZM77 261V260H76ZM84 261V260H83ZM122 261V260H121ZM144 261V260H143ZM164 261V260H163ZM162 261V262H163ZM243 261H244V259H243ZM242 260H241V262H243ZM258 261V260H257ZM15 262H16V260H15ZM32 262V263H33ZM127 262H128V260H127ZM147 262H149V261H147ZM170 262V261H169ZM175 262V261H174ZM236 262V261H235ZM255 261H253V263H254ZM14 263V262H13ZM34 263H36V262H34ZM39 263V262H38ZM55 263V262H54ZM53 263V264H54ZM64 263V262H63ZM73 263V262H72ZM144 263V262H143ZM146 263V262H145ZM176 263V262H175ZM233 263V262H232ZM232 263H230V264H232ZM237 263H239V262H237ZM260 263V262H259ZM2 264H4V263H2ZM37 264V263H36ZM71 264V263H70ZM78 264V263H77ZM89 264V263H88ZM100 264V263H99ZM127 264V263H126ZM136 264H141V263H136ZM158 264V263H157ZM164 264V263H163ZM167 264V263H166ZM170 264H171V262H170ZM172 264H173V261H172ZM244 264V263H243ZM246 264V263H245ZM249 264H252V263H249ZM256 264V263H255Z\"/></svg>",
    "mask_w": 264,
    "mask_h": 264
}]
</instances>
